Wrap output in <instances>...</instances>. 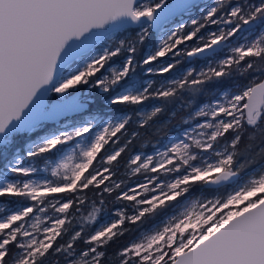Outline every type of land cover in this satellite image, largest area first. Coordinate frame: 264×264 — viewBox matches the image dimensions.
Listing matches in <instances>:
<instances>
[{
    "label": "snow or ice",
    "instance_id": "6c2138e0",
    "mask_svg": "<svg viewBox=\"0 0 264 264\" xmlns=\"http://www.w3.org/2000/svg\"><path fill=\"white\" fill-rule=\"evenodd\" d=\"M196 7L195 0H0V156L29 133L39 137L37 129L50 127L46 121L78 125L51 130L27 149L34 159L73 144L51 169L54 180L8 179L9 172L30 177L37 171L21 166L18 153L0 171V198H19L7 214L0 205V264H264V170L223 198L193 203L161 227L108 251L133 226L193 187L234 180L246 166L238 157L252 148L251 143L240 147L244 131L252 129L249 141L257 132L264 135V31L232 46L215 67L189 68L167 87L153 89L151 80L126 83L138 69L162 76L176 69L181 55L215 54L248 26L264 23V0H214L191 18ZM210 26L215 30L201 34ZM154 33L162 37L159 45L138 59ZM118 57H123L119 66L109 67ZM233 70L254 75L231 95L224 93L222 101L199 108L193 116L204 122L164 151L126 157L142 130L164 111L159 105L138 111L134 129H129L132 116L124 114L93 134L97 113L111 106L168 101L185 90L196 95ZM121 84L123 90L113 91ZM121 166L130 176L143 174L144 181L126 187L117 179ZM88 191L100 195L101 206L93 203L77 221ZM105 194L124 204L109 222L86 232L105 210Z\"/></svg>",
    "mask_w": 264,
    "mask_h": 264
},
{
    "label": "rangeland",
    "instance_id": "374dc122",
    "mask_svg": "<svg viewBox=\"0 0 264 264\" xmlns=\"http://www.w3.org/2000/svg\"><path fill=\"white\" fill-rule=\"evenodd\" d=\"M243 3L244 0H232V3ZM256 0H249V3H255ZM214 4V0H204L200 4H198V7L194 8L192 12L190 13L191 18H196L202 15V9H205L206 7L212 6ZM231 4L228 5L230 7ZM226 10V9H225ZM185 23L189 24L187 18H182ZM171 27H175V24L171 25ZM215 27L210 26L204 30H202L203 35H206L208 31H214ZM260 31H264V23L257 22L256 25H250L248 26V29L245 31H242L240 34H238L236 37L232 38L228 43L224 44L221 48V50L218 53L212 54L210 57H205V58H198V57H193L189 58L185 55H181L177 59L180 61V63L177 65L176 69L165 74V75H151L147 76L144 73L143 69H138L137 72L130 76L128 78V81L126 83H134L137 86L141 85H146L148 80L153 81V89L159 88L162 84L167 87L168 82L177 79L181 77L189 68H192L196 70L197 72L200 70H207L209 66L215 67L216 64L220 59H223L226 55L229 53V49L232 46H236L241 43H245L246 41H251L255 39ZM134 34V33H133ZM162 37L157 33L149 36L144 44V47L141 49V55L144 54L145 50L151 51L154 50L156 46L159 45V40ZM184 48L190 47V45H184ZM123 57H118L117 59L113 60L110 62L109 67H118L120 62L122 61ZM172 60V57H168L165 60H162L160 63H168L169 61ZM156 67V65H154ZM235 71V70H234ZM235 73L238 76H241L237 71ZM110 76V73L105 70V73ZM229 85L225 87H220V86H211L207 85L202 89L200 92V97H202L204 100H202L199 104L196 106L192 107L191 110H189L186 113L183 114H178L177 117L180 119V121L173 125L169 131L170 134L166 138H161L157 142L152 143L149 146H145L143 144V148L138 149L135 151L132 155H135L137 153L143 154V155H154L156 151H164L167 146H169L171 143L178 141L179 139L183 138V134L185 131H191L192 129H196V126L198 123H203L204 118H195L193 114L199 110L202 106L206 104H212L215 103L216 101H222V98L224 96V93H228L231 95L233 92L237 91L239 88H241L244 84H246L248 81H244L239 78H235L233 74L229 75ZM124 89V84H121L117 86L116 89L113 91H120ZM135 91V89H133ZM51 96L52 93H49ZM109 96L112 95V93L108 94ZM179 97L181 100H186V104L182 105V108L186 109L193 103V100L191 97H189V93L187 90L179 93ZM154 100V99H153ZM153 100H148L144 104L131 107V106H111L110 111H104L102 113H97L98 119L93 125V134L95 131H98L103 124L109 120V119H119L122 115L124 114H130L132 116V121L136 122L138 121V117L136 113L138 111H150L153 106L159 105V103L154 102ZM191 101V103H189ZM185 121H188L185 123ZM48 124V123H47ZM50 127L45 129H37V132L39 133V137H42L46 134H48L49 131L51 130H70L71 127L78 126L75 121L73 120H68L64 122H58L57 124H48ZM39 137L34 134H27V138L23 141H18L16 143L15 148H13L11 151H9L6 155L0 156V171H6L4 169V165L6 163H9L13 159V153H18L20 156V164L21 166L28 167L32 166L37 169V171L32 177H16L12 173H6L8 179H20L21 181L25 179H31L35 181H40L43 179H49V180H54L51 176V169L56 166V163L61 159L63 154H66V152L73 147L72 143H69L68 145L64 146L60 152H53L52 154L48 156H43V157H37L34 159H29L26 152L28 147L32 144L33 141L39 140ZM89 136L86 135L83 140L87 142L89 140ZM221 145H223V141L221 142ZM201 156H210L208 153H200ZM261 170H264V165H260L257 168H255L253 171L250 173L246 174L242 178H238L236 181L230 183V185L227 187V190L225 192L226 196L228 192L234 191L237 188L243 186L245 183H247L248 179H250L253 175L258 174ZM121 176L117 177L118 180H123L125 182L126 187H135L138 183L143 182L145 177L143 174L141 175H136V176H130L128 172L125 170L120 173ZM174 175V174H173ZM171 177L165 176L163 179L167 180L170 179ZM224 196L220 197L218 193H213L210 196H204L202 193L200 194H186L181 203L174 209H172L171 212L168 214L164 215L160 220L156 221L152 226L149 228L141 230L134 239H139L140 236L144 233H148L153 231L155 228L161 227L164 222H166L168 219H170L174 215H178L180 212H182L185 208L190 207L193 203H200L204 202L208 199H216V198H223ZM19 202V198H0V205H3L6 211L3 214H7L10 211L16 210V204ZM120 207V206H119ZM52 213L49 212V215ZM112 215H110L108 218H105L101 222H99L96 227H99L102 223L109 222L112 219ZM95 227V228H96ZM94 228V229H95ZM131 240V241H132ZM130 241V242H131Z\"/></svg>",
    "mask_w": 264,
    "mask_h": 264
},
{
    "label": "trees",
    "instance_id": "16d2710c",
    "mask_svg": "<svg viewBox=\"0 0 264 264\" xmlns=\"http://www.w3.org/2000/svg\"><path fill=\"white\" fill-rule=\"evenodd\" d=\"M143 47H144V45L141 46V49ZM141 51L142 50H140V53L138 54V57H137L138 59L140 57ZM231 74H233V76L235 78H239V79H242L244 81H248L249 78L254 75L253 73L250 72L245 76H238L234 70L232 71ZM229 78H230L229 76H226L219 81H213L209 84L202 86V89L204 87H206L207 85H211V86H215V87L220 86L221 88L228 86L229 85V82H228ZM187 92L189 93V97H191V99L193 100V103L191 105H189V107L186 109L182 108V105L186 104V100H181L179 97V94L177 97L172 98L168 101L153 100L154 102L159 103V106H162L164 108V111L160 115H158L150 123L148 128L142 130L143 134L132 144V146L129 149V152L126 154V157L132 155L138 149L143 148V144L145 146H149L152 143L157 142L161 138H166L170 134L169 129L173 125L177 124L180 121V119L177 117V115L188 112L189 110H191L192 107L196 106L202 100H204L202 97H200V95H199L200 92L196 95H192V93L189 91H187ZM171 113H175V115L172 116V115H170ZM136 122H132L129 125V129H134L136 127ZM250 132H252V129H250V128L246 129L243 133L244 138L241 140V144H240L241 149H244L245 146L249 143L252 144V148L250 151H247L245 153V155L238 157V163H245L246 164L245 168L241 170L238 178H242L246 174L250 173L255 168H257L258 166L264 165V154L259 153V149L261 147H264V135H262L260 132H257L256 133V139L249 141L248 135ZM229 135H231V134H229ZM248 161H250V163H248ZM123 171H125V169L123 168V166H121L118 170L117 177L121 176L120 173ZM229 185L230 184L228 183V184L220 186V187H210V188H207L206 186L193 187L190 190V192L187 194H189V195L193 194L194 195V194L202 193L206 197V196H210L213 193H218V195L220 197H222L225 195V192H226L227 187ZM86 195L88 196V202L84 205V208L82 209V211L77 214V221H79V218L81 216L87 215L88 211L91 210L93 203H95L96 206H98V207L101 206L99 204L100 195L94 194L91 191H88L86 193ZM183 198H181L179 201L173 203L172 205L167 207L165 210L158 213L156 216L146 218L144 223L133 226L132 231L128 232L125 236H123L117 242L116 245H109L108 251L110 253L112 251H114V249L117 247L118 244L129 243L134 237H136L138 235V233L141 230L149 228L156 221L160 220L164 215L171 212L172 209L176 208L181 203ZM104 199L106 201V203L103 205V208L105 210L101 212L100 217H99V219L95 225H93L91 227H86V232L93 231L94 228L96 227V225L99 222H101L102 220H104L105 218H108L112 214V212L115 210V208H117L119 206H123V204H124V202L116 203L114 200V197L108 196L107 194L104 195ZM75 230H79V223L76 224ZM64 239H67V236H65Z\"/></svg>",
    "mask_w": 264,
    "mask_h": 264
},
{
    "label": "water",
    "instance_id": "95a60500",
    "mask_svg": "<svg viewBox=\"0 0 264 264\" xmlns=\"http://www.w3.org/2000/svg\"><path fill=\"white\" fill-rule=\"evenodd\" d=\"M203 1H204V0H195V3L198 5V4H200L201 2H203ZM155 34H157V33H155ZM222 46H223V45H221V46H220V49H219L218 51H216L215 53H218V52L221 50ZM212 54H213V53L206 52V53H204V54H202V55H199V56H193V57H198V58L202 59V58H205V57H210ZM193 57H191V58H193ZM63 65H64V61H63V57H62V59H61V66H63ZM59 75H60V72L58 71L57 76H59ZM40 95H41V94H38V98L40 97ZM64 121H68V120H63V119H61V120H59V121H46L45 123H48V124L53 125V124H57L58 122H64ZM237 179H238V176H237L236 178H234V180H230V181H228V182H225V183L222 184V185H209V186H206V187H207V188H210V187H220V186L226 185V184H228V183L230 184V183L236 181Z\"/></svg>",
    "mask_w": 264,
    "mask_h": 264
},
{
    "label": "bare ground",
    "instance_id": "6f19581e",
    "mask_svg": "<svg viewBox=\"0 0 264 264\" xmlns=\"http://www.w3.org/2000/svg\"><path fill=\"white\" fill-rule=\"evenodd\" d=\"M34 176V174H32L30 177ZM25 178V177H24Z\"/></svg>",
    "mask_w": 264,
    "mask_h": 264
}]
</instances>
